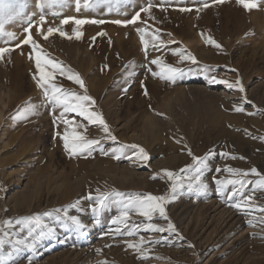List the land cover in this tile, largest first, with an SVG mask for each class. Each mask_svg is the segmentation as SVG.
I'll use <instances>...</instances> for the list:
<instances>
[{"label": "rangeland", "instance_id": "obj_1", "mask_svg": "<svg viewBox=\"0 0 264 264\" xmlns=\"http://www.w3.org/2000/svg\"><path fill=\"white\" fill-rule=\"evenodd\" d=\"M209 2L210 7L197 12L200 0H172L163 5L166 11L152 9L155 20L141 12L136 25L125 27L113 21L131 19L145 0H102L79 12L70 0L57 9L60 15H47L43 29L46 33L48 27H61L72 39L53 34L44 40L37 27L31 29L44 53L70 69L67 75L83 79L96 102L91 110L102 113L116 137L113 141L98 124L67 114L84 125L78 132L100 140L91 155L70 156L65 150L61 138L65 125L54 123L34 79L35 53L31 45L21 44L27 36L25 22L6 25L18 39L6 43L7 37L0 38V47L12 49L0 59V224L40 214L52 229L43 237H32L35 246L21 249L13 257L15 264H264V212L259 210L264 207V189L248 184L228 200L215 183L236 178L226 171L228 167L243 172L255 168L264 175V3L249 12L236 0ZM35 3L30 0L28 14L38 11ZM180 7L193 11L181 12ZM66 17L104 23L63 25ZM37 19L38 15L32 17L33 22ZM137 27L146 29L148 40L159 30L164 43L153 41L146 55ZM77 30L82 32L80 39L75 38ZM209 36L222 47L209 44ZM157 58L183 74L174 81L153 76L160 69L150 62ZM67 75L57 74L55 82L82 94ZM213 78L240 80L244 92L213 83ZM29 101L38 106L34 114L23 111ZM238 107L243 111H236ZM130 145L146 151L147 163L136 159L138 148ZM193 156L207 157L201 173L207 185L204 193L196 191ZM186 168L187 172L181 171ZM164 169L173 171L175 178H152ZM173 184L175 199L165 205L169 220L158 213L151 221L130 213L128 227L112 223L120 215V201L136 194L171 196ZM100 193L120 195L110 196L109 207L96 214L94 198ZM248 198L247 207L231 206L244 205ZM169 221L179 235L145 230L149 223L166 227ZM133 229L134 234L128 235ZM20 237L30 239L27 230ZM141 237L147 258L128 247Z\"/></svg>", "mask_w": 264, "mask_h": 264}, {"label": "snow or ice", "instance_id": "obj_2", "mask_svg": "<svg viewBox=\"0 0 264 264\" xmlns=\"http://www.w3.org/2000/svg\"><path fill=\"white\" fill-rule=\"evenodd\" d=\"M70 0H36L35 8L38 11H34L30 14L27 13V9L30 5V0H0V38L7 37L6 43L8 41L18 39L16 33L7 31L6 25L10 23H14L17 20H22L25 22V26L23 31L27 33L26 38L21 42L24 45H31L33 52L35 53V67L37 70V74L34 76V79L37 81V85L40 89H42V98L44 102L49 106L50 110L54 115V123L59 121L65 125L64 132L61 136L65 150L70 154V156L76 155H91L92 151L96 146L100 145L99 139H88L87 136L81 132H78L77 129L84 128V125L81 123H76L72 119L67 118V114L75 113L77 116L83 117L85 120L89 121L91 124H98L102 131L106 134V137L115 141L116 137L111 134L108 124L103 118L102 113L99 111H92L95 107V100L87 94V87L83 81V79L79 76V74L67 75L71 70H66L65 67L62 66L61 62H58L48 56V54L44 53L41 45L33 38L31 34V29L33 27H37L38 32L43 37L44 40H48L50 36L53 34H59L62 37L67 39H72V36L68 35L61 27H48L46 33L43 29V25L47 23V15L51 14L53 16L60 15V12L57 9H62L67 6ZM102 0H74L75 10L79 12L81 8L89 9L90 7H95ZM111 2V0H109ZM119 2V0H117ZM172 0H159V3L156 0H145L144 6L135 13V15L126 21L115 20L113 23L118 25L127 26L129 24L136 25L137 21L140 20V13L144 12L148 15L149 19L155 20V16L152 13V9L154 7H159L161 11H166L167 9L163 7L165 3H170ZM180 3H186V0H179ZM215 4H223L225 0H212ZM236 3L244 8L246 11L251 12L253 9L259 8L260 4L264 3V0H236ZM211 4L209 0H200V6L195 10L197 12L202 11L210 7ZM47 10V11H46ZM181 12H191L192 8L189 7H180L178 9ZM38 19L33 22L32 17L37 16ZM73 23L77 26L83 25L86 23H95L101 24L104 23L102 20H89V19H76L73 17H66L62 19L61 23L63 25H67L69 23ZM136 31L140 34L141 43L144 46L145 54L147 55V49L149 44L153 41H159L160 44L164 42L160 40L158 31L155 34H152L151 40L145 39L148 35L145 28L137 27ZM99 35L104 36L106 33L101 32ZM203 36V33H201ZM82 37V32L77 30L75 32V38L80 39ZM95 39V38H93ZM207 42L209 44L214 45L216 48H221L222 46L218 44L212 37H207ZM20 47V44L16 45ZM12 49L6 47H0V59H2L5 53L10 52ZM176 55H181L180 52H176ZM32 58L30 54V59ZM193 63H195V57L189 56ZM153 65H156L160 71H153L152 75L155 77H159L164 80L174 81L178 75H182V70L166 65L161 59H153L150 62ZM152 71L151 68L148 69ZM57 74L67 75L69 80H72L74 83L79 85L81 89H83V93H76L69 89L62 87L61 85L55 82V78ZM213 83L225 84L229 89H237L240 92H244L243 85L240 80L235 81V83H231L224 80H216L213 78ZM145 95H147V91H145ZM43 106V105H40ZM38 106L31 101L23 109L26 113H35ZM59 109V115L56 116V110ZM236 111H243L242 108H236ZM75 124V126H73ZM86 131V128H85ZM57 135H61V133L57 132ZM127 147H131L133 149L138 148V153L136 154L137 160H142L145 163L149 160V156L146 151L137 145H130ZM103 155H108L107 152L104 151L103 148L100 149ZM188 154L192 156L193 154L189 150ZM224 155H228L225 153ZM114 158L119 160L121 158L120 155H114ZM129 160H132V156L127 157ZM233 159L237 157H232ZM243 159V157H240ZM193 160L195 162L194 171L197 173L195 177L197 182L196 191L199 193H204L207 190V185L203 182L202 179V170L207 167V157H195L193 156ZM182 172H187L188 169H182ZM220 171V170H218ZM226 171L231 174L235 179H226L215 181L218 191L221 195H226V199L231 200L234 197H237L240 193V190L243 189L246 185L254 183L257 188L264 189V175H262L259 171L253 168L250 172H243L239 169H234L228 167ZM249 175H255L259 177V179L255 181H250L247 179H243L242 177H247ZM176 174L171 171L164 169L161 174L153 175V179L165 177L168 180H173ZM229 186L231 190H229ZM239 186V187H237ZM176 185H172V193L171 196H155L152 194H136L135 196L129 198L128 200L120 201L121 212L120 215L112 220L114 225L123 224L125 227H128L127 221L130 219V213H136L145 217L147 220L151 221L155 214H159V217L164 220H169L166 212L165 205L171 203L175 199L176 193ZM193 189V185L189 183V190ZM99 192V190H97ZM115 195L119 196L120 193H100L96 196L95 205L93 207V212L96 214L102 213L105 211L110 201V196ZM251 198L245 200L244 205L240 203H233L231 206L237 209H241L242 207H247L249 205ZM261 212H264V207L259 209ZM59 213L60 210H56ZM46 216H51L52 213H45ZM71 220L74 224L80 227V222L76 217H71ZM250 226H254L250 223ZM136 227H139L137 225ZM27 230V234L30 239H23L20 237V233L25 232ZM146 231H155V232H172L177 233L176 227L170 221L168 222L166 227H158L155 224H147L145 226ZM52 229L44 222L40 214L16 218V219H7L0 224V264H15L13 257L21 250V249H29L35 246L34 239L32 237H43L46 232L50 233ZM135 229L130 230L128 235H133ZM116 232H120V228H116ZM145 243L143 237H141L139 243H129L128 247L135 249L138 253H141V258H147L142 253V247ZM151 243V242H150ZM101 251V250H98ZM102 264H107V261H103Z\"/></svg>", "mask_w": 264, "mask_h": 264}]
</instances>
